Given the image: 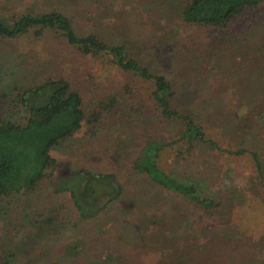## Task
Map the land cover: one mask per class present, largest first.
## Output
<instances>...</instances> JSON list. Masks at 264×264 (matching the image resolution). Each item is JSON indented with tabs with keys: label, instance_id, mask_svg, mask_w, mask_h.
Segmentation results:
<instances>
[{
	"label": "rangeland",
	"instance_id": "rangeland-1",
	"mask_svg": "<svg viewBox=\"0 0 264 264\" xmlns=\"http://www.w3.org/2000/svg\"><path fill=\"white\" fill-rule=\"evenodd\" d=\"M183 1L0 0V14L12 9L20 12L29 9L33 13L58 10L70 18L79 34L100 28L103 29L101 36L108 42L129 40L133 50L139 51L138 59L151 70L178 81L175 101L198 112L207 138L224 149L256 151L264 166V68L259 69L253 61L246 60L245 41H239L236 48L229 45L231 41L243 40L241 37L247 32L240 30L251 29L254 18L264 16V0L251 10L252 15L248 11L238 17L234 23L239 31L233 33L184 25L177 16ZM249 15L252 17L248 18ZM222 35L226 36L224 42H220ZM253 41L264 45V34L253 37ZM204 45L220 49L215 57V62L222 67L218 73L206 68L207 64L197 58ZM158 48L160 53H154ZM59 75L66 76L80 92L87 116L108 96L115 95L118 102L98 122L84 121L71 137L50 149L55 160L54 168L48 171L51 176L42 178L29 193L12 194L1 200L0 247H8L16 254L13 264H95L107 255L130 249L126 226L130 221L135 222L133 217L122 215L115 230L103 235L99 227L95 228L98 223L94 225L77 214L70 192L65 188L67 184L61 188L59 183H53L58 178L75 176L77 183L82 172L109 173L127 195H138L135 215L162 210L165 217L173 216V202L166 209L159 208L168 196L136 175L131 163L147 136L166 143L178 136L179 128L158 122L148 107H145L147 113H134L132 108L138 105L139 95H144V87L137 93L125 92V85H132V78L113 66L107 56H82L52 33L39 38L32 35L20 39L0 38V121H23L25 117L14 103L16 85L27 86ZM259 111H262V123L255 122L249 129L246 112L254 116ZM200 145L183 162L166 151L161 165L170 173L201 180L202 194L217 200L222 198L227 206L219 213L207 215L184 205L185 211L189 209V216L181 219V226L174 225V231L192 241L191 246L198 251H203V246L216 236L221 241L223 238L220 243L224 247L232 246V252L221 244L220 248L216 244L204 249L206 264H264V184L255 179L251 156L248 153L234 156L209 143ZM60 206L62 216L69 221L67 229H57L49 239H29L32 247L21 250L22 240L36 230L31 222L40 219L38 214H47ZM176 206L181 207V202ZM75 223L78 225L74 229L78 234L75 238L80 237L90 251L73 257L65 249L66 242L74 235L70 230ZM150 258L163 263L157 253ZM145 263L152 264L148 258Z\"/></svg>",
	"mask_w": 264,
	"mask_h": 264
},
{
	"label": "trees",
	"instance_id": "trees-1",
	"mask_svg": "<svg viewBox=\"0 0 264 264\" xmlns=\"http://www.w3.org/2000/svg\"><path fill=\"white\" fill-rule=\"evenodd\" d=\"M260 2L261 0H184L177 16L186 26L212 27L215 31L226 29L233 33L239 31L234 23L238 17L248 11L250 13ZM250 15L248 18L252 17ZM251 25V29L240 30L247 32L241 37L243 40L231 41L229 45L236 48L239 41H245L248 45L246 60L250 59L257 64V68L263 69L264 45L254 44L253 37L264 34V16L254 18ZM102 31L103 29L99 28L86 34H79L74 30L70 18L58 10L33 13L29 9L25 12L12 9L0 14L1 39H20L24 35L39 38L45 33H52L61 43L82 56H107L113 66L132 78V85H125V92L137 93V90L144 87L145 96L139 95L136 100L138 105L132 108L134 113H147L145 107H148L149 112L157 116L158 122L175 125L179 128V134L166 143L159 138L147 136L139 148L137 158L131 163V168L136 175L143 178V181H147L158 190H163V195L168 197L159 208L166 209L169 207L167 204L173 202L175 206L171 211L173 216L165 217L162 210L160 213L150 211L135 215L138 195H127L122 185L109 173L82 172L78 175L82 178L77 183L75 176L58 178L53 183L55 185L59 183L61 188L67 184L65 188L70 192L77 214L85 221L94 222V225L98 223L95 228L99 227L98 230L103 235L108 230H115L122 215L134 218L132 220L135 222L132 224L130 221L126 226L130 249L124 253L120 251L107 255L95 264H147L145 263L147 258L152 264H206L203 258L204 249L216 244L220 248L223 238L221 241L219 236L212 237L210 243L203 246L205 247L203 251H198L191 246L192 241L174 231V225H178L183 217V220L188 218L189 209L185 211L184 205L196 208L207 215L219 213L227 205L223 204L222 198L217 200L203 195L200 188L201 180L170 173L161 165V158L168 151L183 162L198 145L209 143L218 150L234 156L248 153L254 162L255 179L264 184V166L259 153L243 148L224 149L214 140L207 138L206 127L198 112L175 101L178 81L164 73L151 70L150 66L138 59L139 51L133 50L129 40L111 43L101 36ZM230 31L228 35H231ZM225 37L222 35L220 42H224ZM217 39L218 37H215V40ZM158 51L159 48L157 51L154 49V53H160ZM219 52L220 49H214V46L204 45L201 56L198 53L197 58L200 57L201 61L207 64L206 68L218 73L222 68L215 62ZM14 90L16 91L14 103L25 113V117L23 121H0V213L3 198L12 194L29 193L36 188L42 178L52 175L51 172L48 173L54 168L55 163L49 152L52 147L71 137L84 121L89 124L98 122L101 115L112 112L118 102L115 95L108 96L98 102L97 107L87 116L82 107L80 92L63 75L49 76L27 86L16 85ZM245 116L248 118H245L246 122L249 121V125L247 124L249 129L255 122L259 124L263 120L262 111L255 112L254 116L246 112ZM145 202L146 200L142 203ZM178 202H181L182 208L176 206ZM61 210L62 206L50 210L47 214H38L40 219L31 222L32 227L36 229L35 232L22 240L20 249L27 250L32 247L29 239L31 241L36 238L49 239L57 229H67L69 221L62 216ZM77 228L78 225L75 223L70 230L74 235L66 242L65 249L66 253L73 257L90 251L80 237L75 238L77 233L75 234L74 229ZM200 241L203 242V239ZM27 242L29 243L26 244ZM7 248L0 247V264L14 262L16 254ZM222 248L233 251L232 246L222 245ZM155 253L163 258V263H159L156 258H150V255L154 256Z\"/></svg>",
	"mask_w": 264,
	"mask_h": 264
}]
</instances>
